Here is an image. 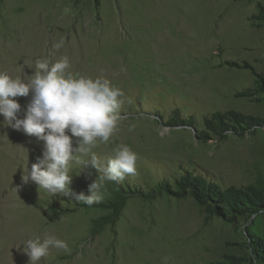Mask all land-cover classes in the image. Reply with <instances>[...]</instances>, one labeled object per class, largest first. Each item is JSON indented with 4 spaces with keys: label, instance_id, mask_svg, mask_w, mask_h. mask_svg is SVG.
<instances>
[{
    "label": "rangeland",
    "instance_id": "1",
    "mask_svg": "<svg viewBox=\"0 0 264 264\" xmlns=\"http://www.w3.org/2000/svg\"><path fill=\"white\" fill-rule=\"evenodd\" d=\"M64 56L123 92L92 153L126 145L137 175L92 205L49 196L21 179L43 142L0 116V264L46 235L69 251L39 264H264V0H0V72L27 81ZM14 99L23 118L31 93ZM77 157L69 187L89 196L103 173Z\"/></svg>",
    "mask_w": 264,
    "mask_h": 264
},
{
    "label": "clouds",
    "instance_id": "2",
    "mask_svg": "<svg viewBox=\"0 0 264 264\" xmlns=\"http://www.w3.org/2000/svg\"><path fill=\"white\" fill-rule=\"evenodd\" d=\"M62 44L63 41L57 43L55 48ZM69 68V59L64 56L53 64L37 60L36 71L27 81L0 72V116L3 125L43 142L42 153L31 169L23 168L24 183L31 180L49 196L71 197L92 205L101 199L102 181L119 183L128 175H137L138 157L126 145H120L106 161L92 153L98 140L107 143L117 131L123 92L106 78L74 76L68 73ZM30 93L23 118H18L21 105L14 98L28 97ZM78 153L90 156L84 165L90 164L103 173L100 183L95 179L89 185V196L69 187L70 165L80 162ZM50 248L69 251L66 241L47 235L43 240L39 236L28 239L22 251L28 264H39Z\"/></svg>",
    "mask_w": 264,
    "mask_h": 264
}]
</instances>
